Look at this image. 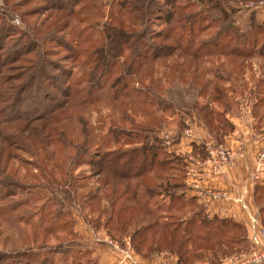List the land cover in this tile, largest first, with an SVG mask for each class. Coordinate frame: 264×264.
Listing matches in <instances>:
<instances>
[{
  "label": "trees",
  "instance_id": "16d2710c",
  "mask_svg": "<svg viewBox=\"0 0 264 264\" xmlns=\"http://www.w3.org/2000/svg\"><path fill=\"white\" fill-rule=\"evenodd\" d=\"M30 1L7 7L12 0H3L0 8V264H33L75 243V221L60 219L61 213L41 218V230L31 231L28 239L22 227L16 228L19 236L7 233L3 238L7 229L40 216L41 205L28 210L26 217L23 210L31 201L48 196L57 201L61 194L70 203L75 199L79 209L89 206L85 219L98 231L104 227L120 240L129 234L144 259L156 252L176 256L177 264H205L247 251L246 226L209 216L196 197L186 193L184 158L164 152L156 137L150 144L149 135L156 136L168 122V109L175 111L168 93L193 86L197 99L186 115L195 113L214 139L225 142L235 130L227 113L236 104L232 95L240 86L239 77L254 59L264 60V43L259 42L264 22L258 23L252 13L251 28L241 31L231 27L235 20L230 17L232 25L206 36L215 20L204 26L187 0H44L41 12L20 15L23 22L34 19L31 26L25 23V31L1 23L13 8ZM189 1L201 7L209 0ZM210 3L227 16L221 0ZM160 21L166 29L156 30ZM18 35L19 45L5 54L6 44ZM39 37L51 47L45 48ZM83 44L88 46L85 53L80 51ZM60 51L71 65L84 56L86 85L57 59ZM37 93L42 107L46 101L52 106L32 116L26 105L36 107V101L25 100ZM103 101L106 111L96 122L94 115L100 111L92 106ZM24 104L26 114L9 113ZM254 107L264 108V98ZM256 114L264 119V111ZM199 145L194 153L203 148ZM84 162L100 165V171L81 184L75 167ZM255 196L264 226V188L257 187ZM54 236L63 240L58 249L49 244Z\"/></svg>",
  "mask_w": 264,
  "mask_h": 264
},
{
  "label": "rangeland",
  "instance_id": "374dc122",
  "mask_svg": "<svg viewBox=\"0 0 264 264\" xmlns=\"http://www.w3.org/2000/svg\"><path fill=\"white\" fill-rule=\"evenodd\" d=\"M20 1H25V0H12L11 4L7 5V7H11L12 3H18ZM177 1L183 2L185 0H176V2ZM187 1L191 5L190 11L197 13L198 16L202 17L204 26H207V23L209 24L210 21L215 20L216 24L214 23L212 24V26H207L208 31L204 33V35L206 36H211V35L216 36L219 34V31L222 28H226L228 24L232 25L230 17L234 18L235 20V23L231 27L232 28L237 27L241 31H244L246 29L249 30L251 28V24H250L251 17L250 16H252V13H254L256 21L258 23L264 22V5L261 6L260 4L261 0H254V1H251V0H221L222 3L224 4L225 12L228 13L227 16H224L220 11H218L216 8L211 6L210 2L215 1V0L203 1L204 5H202L201 7L197 3H193L192 1H189V0ZM216 1H219V0H216ZM2 5H3V0H0V8H2ZM45 5L47 4L45 3L44 0H31L26 6L17 7L16 9L13 8L14 12L10 13L9 16L5 17L1 23H4L6 26L13 27L19 31H25L24 28L27 27L26 24H28L29 26L33 25L34 19L26 18L24 19L25 22H23L22 20L23 17L21 18L20 15L22 16V14L28 15V14H34L37 12H41L39 9H41L42 7H45ZM42 12H44V10ZM166 28L167 26H165V21L164 22L160 21L156 25V30H161V29H166ZM18 37L19 35L15 36L9 43L6 44V47L4 49L5 54L7 52L12 51L13 48L19 45V43L16 42L18 39H20ZM95 37L96 35L94 34L93 38ZM39 38L42 44H44L45 48L51 47L50 43H46L45 41H42L41 37ZM21 39L23 43L26 41L25 37H21ZM259 42L260 44L264 43V39H259ZM234 43L236 42H232L231 45H233ZM242 43L243 42H238L237 44H242ZM87 47H88L87 45L83 44V47L80 48V51L85 53ZM64 55L65 53L63 51H60L57 59H61L62 65L66 69H69V68L72 69V71L74 72L75 80L82 81L83 86L86 85V81L89 78H88V73L85 72L86 70L83 68V65H82L84 56H80L79 60L76 62L73 61L74 65H71L69 61H64L66 59V58H63ZM238 59H239L238 61L242 60V58H238ZM239 78L240 79H239L238 85L243 86V87L238 86V88L234 92V95H232L236 104H234L232 106V109L227 113V118L230 122H232L234 126H236L235 123L239 124V126L241 125L246 128H249L250 126H254L255 131H256V128L258 131H260L261 127L258 126V123L260 121H264V119L260 120V116L257 115L256 113L259 114L260 111H264V108H261V110L260 109L255 110L254 105L257 104V101H259L261 98H264V60L260 58L254 59L252 67H250L249 69H246L245 75ZM65 81H66L65 78L61 76L60 82L64 84ZM226 86L230 88V83H226ZM181 87H184V86L182 85ZM45 88H47V86ZM45 88H42V89L46 90ZM51 93H53L54 95H57L55 90H52ZM229 93L231 95V90H229ZM39 95L40 94L37 93L35 96L28 95L26 97L25 101L27 103H32V100H35L37 106L35 104L33 105L38 107V108L33 107V106L28 107L26 105L27 114H30L32 116L39 114V113L43 114V112L48 111L49 108L52 106L51 102L46 101V105L42 107L41 103L38 102ZM167 98H168L167 99L168 102H173L175 111L171 112L168 109L165 112V114L168 117V122L162 126V129L156 134V136L151 135V134L149 135L150 144L154 142V138L156 137L162 141L161 142L162 145L159 144V146L162 147L164 152L166 149V151L173 153L174 145L172 144L180 143L181 140L184 138L185 143L186 141H189L188 143H186V147L187 146L191 147V151L187 152L186 148L184 147L183 152L179 154L180 155L179 157L184 158L185 163L187 165L186 167L187 172L188 173L192 172V169H201L204 171H208L210 169L211 172L215 173L213 166L210 163H208L209 162L208 159L210 158V152L214 151L216 148L219 149L220 147H222V149H226L227 148L226 146L227 138L225 139V142H219L218 140L214 139L210 135V133L205 127L202 126V124L199 122L198 118L196 117L195 113L191 116L186 115L187 110L191 109L192 102H194L197 99L196 88L193 86L188 87V88L184 87L183 89L180 88L171 93L169 92ZM104 103L105 101L95 103L92 106L93 110H95L98 107L97 111H100L99 113L94 115L96 122L100 121V119L104 117V116L99 115L100 113H104L106 111V106ZM17 112L26 114L25 104L22 106H19L18 110H15V109L10 110L9 113L15 114ZM110 121L111 119L107 118L104 122L109 125ZM182 124H183V127H181ZM101 134L105 135L106 132H101ZM202 135L208 136L209 140L204 139L203 140L204 142L199 143V144H203V145H199L203 148L201 149L198 147L197 153H194V146L196 144L198 145V143H196L194 139H200V136ZM96 159L98 158L96 157ZM89 163L84 162V164H82L80 167L78 168L75 167V169L78 171V172L76 171L78 173L77 176H82L79 179L81 184L89 183L90 180L88 179V176H90L91 173H96V172L98 173L100 171V165L91 166L89 165ZM67 166H69V164H67ZM71 169H73V167H71ZM219 171L220 170H218L217 172ZM20 172L21 174L25 175L23 168L20 169ZM61 176H62V173L58 171L57 177L61 178ZM21 193L22 192H19L15 199L19 198ZM84 194L87 195L86 193ZM63 196H64L63 194L59 195V199L57 201H55L52 198L50 199L49 196L46 198L41 197L39 200L36 199V200L31 201L28 207L23 210L24 212H26L25 214L26 217H29L30 211L33 212L35 209H38L37 207L41 205V207L43 208L42 209L43 212L40 213V216L34 215L33 217H29L28 220H23L20 222V224H17L7 229L6 233L3 234V238L7 235V233L19 236L17 231H19L22 228H25V230L27 231H25L23 237L28 239L31 231L37 232L38 228L39 230H41L40 227L37 228V224L41 218H43L44 216H47L48 218L49 217H59V213H61L62 215L60 219L63 218L66 220L67 219L71 220V217H72L75 221V230L79 233L76 239L74 237L71 238L75 240V243L74 244L72 243L71 245L65 244L64 246L65 250H62L61 252H58L55 254L53 253V255L48 256V257L43 256L41 257L42 260L40 259L38 261H35L33 264H99L97 259H95L96 257H94L95 255L91 249V245H92L90 242L91 238L95 239V241L93 240L94 249L96 245H98L99 250L102 251L104 249V250L110 251V253L113 256V262L115 261L114 264H116L117 260L121 259L122 255L119 252H116L115 250L110 248L104 242L105 239L108 238V236L113 238L111 234L108 232V230L103 227L98 231L96 227L88 223V221L85 219V214L89 210L88 208L89 206H85L84 209L86 211L79 209L76 206L80 207V205L77 201H75V199H73L72 203H70L68 201H65ZM13 201H16V200H13ZM61 204H64L65 208L62 207ZM263 204H264V201H262V205ZM28 210H29V213H28ZM189 215L192 216V214H189ZM186 218L188 219L190 218V216H187ZM104 220H105V216L101 217V219L98 222L103 223ZM93 222L95 223L96 221L93 219ZM17 227L19 228L22 227V228L17 229L16 231ZM194 231H200V228L194 229ZM113 234L116 235L117 237L121 236L120 234H116V233H113ZM126 236L128 237L124 236V239L122 240L114 239V238L113 239L123 246L125 243V240L130 239L129 234H127ZM61 241H59L58 238L54 236L52 237V240L49 244L50 246L58 249L59 242ZM1 243L2 242H0V245ZM66 247H68L67 250H66ZM132 248H133V245H132ZM55 251L57 250L55 249L54 252ZM133 251H134V254L137 255V257L140 259V261L143 264H153L152 259H154L156 256H158L155 262L156 264H162L166 260L163 258L171 257L170 254H167V253L154 252L153 255L151 256V259H147V258L144 259L135 252L134 248H133ZM246 252L247 251H243L240 253L232 254L230 256L229 255L227 256L226 254L222 256L219 261L217 262L207 261V264H225V263H230L231 261L234 263L236 258L240 257ZM114 253H119L121 256L115 259ZM106 256H107V260L111 259L109 254ZM230 259H233V260H230Z\"/></svg>",
  "mask_w": 264,
  "mask_h": 264
},
{
  "label": "crops",
  "instance_id": "0c3cea01",
  "mask_svg": "<svg viewBox=\"0 0 264 264\" xmlns=\"http://www.w3.org/2000/svg\"><path fill=\"white\" fill-rule=\"evenodd\" d=\"M235 125L237 127L235 126V131L227 138L226 146L236 155V158L217 174L210 169L208 171L192 169L186 179L188 186L186 193L188 196L196 197L209 216L231 218L237 223L244 224L248 232V250H250L258 241V231L253 225V219L259 218L262 222L260 205L256 202L255 192L257 187L264 188V172L259 183H254L252 180V172L257 167L259 153L264 152V121L258 123L261 127L260 131L257 128L255 131L254 126L246 128L236 123ZM204 139L209 140L208 136L202 135L200 139H194V141L199 144L204 142ZM186 143L183 138L180 143L172 144L173 152L179 155L184 147L187 152H190L191 147H186ZM93 240L95 241L93 238L90 240L91 249L99 264H114L110 251L104 249L101 251L98 245L94 249ZM108 254L111 259L107 260ZM114 255L115 259L120 256L119 253ZM157 258L158 256L152 259L153 264ZM163 259L167 261L165 260L162 264H177L178 260L176 256Z\"/></svg>",
  "mask_w": 264,
  "mask_h": 264
},
{
  "label": "built area",
  "instance_id": "2783aa9c",
  "mask_svg": "<svg viewBox=\"0 0 264 264\" xmlns=\"http://www.w3.org/2000/svg\"><path fill=\"white\" fill-rule=\"evenodd\" d=\"M261 6L264 5V0L260 2ZM236 155L228 148L215 149L210 152V158L208 163L213 166L214 172L219 173L225 166L229 165ZM220 170L219 172H217ZM264 172V152L259 153L258 155V164L256 169L252 172V180L254 183H259L261 181L262 174ZM253 225L258 231V241L256 246L252 247L246 253L236 258L234 263L225 264H264V226L259 218L253 219ZM110 248L119 252L122 257L117 260L116 264H143L137 255L134 254L131 240L126 239L124 245L122 246L116 240L109 237L104 241ZM120 255V256H121ZM233 260V259H230Z\"/></svg>",
  "mask_w": 264,
  "mask_h": 264
}]
</instances>
